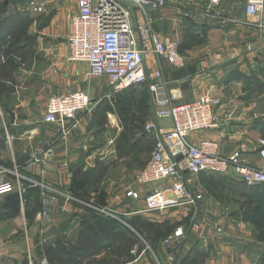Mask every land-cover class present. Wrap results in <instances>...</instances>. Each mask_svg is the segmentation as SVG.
<instances>
[{
	"label": "crops",
	"instance_id": "crops-1",
	"mask_svg": "<svg viewBox=\"0 0 264 264\" xmlns=\"http://www.w3.org/2000/svg\"><path fill=\"white\" fill-rule=\"evenodd\" d=\"M76 1L60 0L61 4L57 5L60 11L55 19L68 22L77 13ZM171 1L174 5L169 3L153 15L154 28L162 37L179 40L186 62L183 67H173L164 60L148 57L147 73L152 74L158 68L161 69L169 83L170 93L176 96L175 104L199 101L206 93L221 100V105L216 108L220 127L191 135L190 142L193 145L200 146L206 140L215 141L219 143L224 156L239 152L247 165L261 166L263 161L255 150L258 141L264 138V91L258 92L264 86V33L257 24L259 19L246 15V0H222L217 6L219 16L205 14L204 6L208 0ZM183 2L190 4V10L186 12L194 14L193 26L187 27V30L181 29L182 18L178 11L184 8ZM6 7L7 2L0 0L1 24L7 17L6 12L2 14V9ZM70 55L69 46L68 49H48L42 66H39L41 60L37 57L30 60L28 65L22 64V61L19 63L18 58L12 60V64H9L4 55L0 58V166L18 171L30 197L34 195V187L30 181L41 180L43 171L46 173V184L55 191L69 194L74 172L79 166H83V171L86 172L89 167L107 166L108 161L104 160L114 158L124 167H133V161L145 158L138 165L137 175L146 167L153 153L151 147L146 150L141 144L148 142L150 137L147 141H141V135H136V142L133 141L130 146L133 147L132 151L119 157L118 140L123 130L114 115L110 117L120 129L115 138L114 135H99L95 131L92 126L96 127L97 119L95 113L91 112L81 114L74 125L70 124L66 135L62 134L59 126L43 122L51 97L77 90L89 95L95 104L104 95L111 96V107L115 108L117 98L113 96L117 93L112 91L109 80L97 78V84H93L94 79L88 77V64L72 62ZM17 56H23V53H18ZM251 74L255 75L253 80L257 83L249 80ZM150 92L149 89L147 106L150 107L144 126L154 120L156 133L151 135V139L156 146L159 131L171 130L173 123L170 118H155V106L151 102ZM101 170L99 175H105L106 171ZM9 176L13 177L10 181L14 183L16 177ZM107 179L108 177L99 191L108 196V204L115 201L116 204L120 203L118 212L109 209V213L117 216V223L128 226L133 218L138 217L143 221L175 226L162 227L157 234L142 229L144 238L131 227H117V233L126 238V246L115 253L114 259H119L121 255H126L127 258L123 256L121 263L111 261L110 264H264V227L250 219L254 217L253 213H246L243 209L240 214L227 213L226 204L215 195L218 189H223L227 194L239 190L243 198L263 203L264 194L260 192L262 189H246L241 182L229 175H198L189 187L196 196L201 197L191 206L195 208L198 216L196 223L200 229L196 230L192 229V223L190 227H180L183 219H173L175 213L169 211L161 213L156 220H148V216L144 215V202H136L127 197L130 186L141 192L143 198L154 187L134 185V178L127 185L121 184V178H116V182ZM217 180H221V183ZM172 183L170 180L155 188L165 189ZM227 183L234 185L228 187ZM59 200L56 207L57 217L50 226L54 227V233L60 232L62 227L70 226V223L78 224L88 213L70 205V212L64 215L61 211L63 199ZM137 203L140 207L137 211H132L131 208ZM258 210L256 208L255 211ZM214 224H218L223 232L219 233L215 229L217 227H213ZM179 228L188 229L187 240L180 246L175 243L168 248L166 241ZM70 229H65L64 232L68 233ZM80 229L79 223L77 231ZM133 234L140 241L129 246L135 240ZM78 241L76 239L74 242ZM17 243L19 241L13 242L14 245ZM4 252L11 255L8 247L4 248ZM11 257L17 258L14 254ZM90 260L89 264L94 261Z\"/></svg>",
	"mask_w": 264,
	"mask_h": 264
},
{
	"label": "built area",
	"instance_id": "built-area-1",
	"mask_svg": "<svg viewBox=\"0 0 264 264\" xmlns=\"http://www.w3.org/2000/svg\"><path fill=\"white\" fill-rule=\"evenodd\" d=\"M167 1L77 0L78 12L71 19L68 38L70 61L87 63L89 79L107 78L115 93L149 83L154 96L155 118L172 120V129L159 131L148 164L133 179L134 185L154 187L153 190L144 198L133 186L127 192V197L133 201L144 202L146 213H164L176 207L194 206L201 197L189 187L200 174L229 175L248 188L264 187V138L255 146L263 161L259 167L247 165L239 152L224 156L215 141L206 140L200 146L193 145L191 135L220 127L216 108L221 105V100L206 93L199 101L175 104L176 96L170 93L169 83L161 69L147 73L148 57L164 60L173 67H183L186 62L179 51V43L162 37L154 28L153 12L166 7ZM220 2L222 0H208L205 14L219 16L217 6ZM245 11L248 17L259 19L257 24L264 33V0H246ZM93 104L89 95L81 90L53 96L47 103L43 122L59 126L62 134L66 135L70 124L74 125L81 114L88 113ZM145 131L149 135L156 133L154 120L146 125ZM178 157L181 159L177 160ZM9 175L16 177L14 186L6 181ZM45 177L43 171L41 180L30 181L32 187L40 190L42 209L38 217L42 225L51 223L59 199H63V213H69L68 207L73 205L109 214L108 208L88 206L70 194L55 191L45 183ZM170 180L173 183L165 189L155 188ZM21 181L17 170L0 166V198L18 193L22 201L24 189ZM213 227H217L215 229L219 233L223 232L218 224ZM192 229L199 230L200 227L194 222ZM187 234L188 229L179 228L166 241L167 247L171 248L175 243L182 245Z\"/></svg>",
	"mask_w": 264,
	"mask_h": 264
},
{
	"label": "rangeland",
	"instance_id": "rangeland-1",
	"mask_svg": "<svg viewBox=\"0 0 264 264\" xmlns=\"http://www.w3.org/2000/svg\"><path fill=\"white\" fill-rule=\"evenodd\" d=\"M5 1L7 2V7L6 9H2V14L6 12L7 17L5 19V26L3 32H5L8 35V39L5 42L4 47L6 50H9L10 52L15 51V49L18 50L17 52L15 51L16 53L15 55H13L10 58H7V60H9V64H12L11 63L12 60L18 58L20 59L17 60L19 63L20 61H22V64L28 65L30 63V60L37 57L38 59L41 60L39 66H42V61L47 58L46 54L48 49H52V48L68 49L70 22L72 17H74L75 15L72 16L68 22L63 20H56L55 18L56 16H58L60 11L58 10L59 6L57 7V5H59L60 3V0H5ZM169 3L173 4L171 0L167 1V5ZM207 4L208 3H206L204 6L205 10ZM183 5L184 8H181L182 10L179 9L178 11L180 12V16L182 18L181 29L187 30L186 29L187 27L191 28V26H193L192 23L193 13L190 14L186 12V10H190L189 3L183 2ZM159 11H161V9L153 12V15L157 14ZM173 40L174 42L177 41L179 43V40L175 38L172 39V41ZM180 47L181 46L179 43V51H180ZM21 52L23 53V56H17V54ZM262 62L264 63V58ZM254 77L255 75L251 74L249 80L250 81L253 80ZM97 80L99 79L95 78L94 81L92 80L93 84L96 85ZM262 81L264 85L263 78ZM255 82L257 83V81ZM258 90H259L258 92L261 93L262 91H264V86H262ZM146 94L147 92L144 87L139 88V90L136 93L137 103L133 109V112L136 115V117H142V116L144 117L145 115L144 109L147 106ZM118 95L116 94L113 97H115L116 99ZM262 96H263L262 110H264V94H262ZM112 102L113 99L111 98V96L104 95L103 97L98 99L97 104H93L90 107V111L88 113L90 112L92 114L97 113V117H96L97 120L95 123L96 127L95 126L92 127L99 135L110 134L111 136L114 135L113 138H115L117 131H119L120 129L115 124L114 119L110 117L111 115L117 116L113 111L114 110L118 111V108L111 107V105L113 104ZM116 118H118V116ZM117 120H119V118ZM120 127L122 128L121 124ZM147 143H149L148 146ZM141 144L143 145L145 144L144 146L142 145V147H146V150H149L151 147L152 152L155 148L154 143L153 142L151 143L150 140L148 142ZM143 159L145 158H138L136 162L133 161V167L131 166L124 167L123 164H118L117 160H115L114 158H107L104 160V161H108V164H106L107 166L98 165L95 168L89 167L88 171L91 173L90 182H89L90 185L88 187V190L90 191L89 193H91V195H94L95 193L94 191L96 189L99 191V189H101L102 184L104 183L103 181L107 177H108L107 181H115V182H116V178L117 179L121 178L120 181L122 182L121 183L122 185H127L131 183L132 179L134 178V175L138 172L137 171L138 165L140 163H143ZM101 169H104L106 171L105 175H103L104 177L102 176V174L99 175V173L102 172ZM10 178L13 179V177L8 176L6 178V181L12 186H14L15 182L14 183L13 181L11 182ZM21 182L24 189L23 200L21 203V214L16 218H11L0 213V264H44V263L49 264V259H52L54 256H59L62 253L63 249L60 250L59 246L62 242H64V240L70 241L71 239L72 241H75L76 239H79L84 235L82 229L83 227H85L86 229L90 227H108V230L111 231L109 234L112 233L110 237V246L107 247L104 251L100 252L98 255L96 256L93 255L91 258L84 259L83 264H87L88 262H90L91 261L90 259L94 260L93 262H91V264H98L100 261L101 262L99 264H110L112 263L111 261L114 260L115 253L121 248L126 246V238L124 236L122 237L120 233H117L118 232L117 227L119 226L115 223L114 220L98 215H93L90 213H87V215L84 216L81 222L78 221L81 227L80 230L77 231L79 223L78 224L70 223V226L68 225V227L67 226L62 227L60 229V232H56V233L52 232L54 227H50V226L52 225L51 224L52 221L54 223V220L57 217L56 214L57 205L55 207V213L51 223L45 226L42 225L38 217L40 211L38 210L37 207V198L35 195L31 198L30 193L28 191H25L24 180L22 179ZM226 185H228V187H231L234 184L232 185L230 183H227ZM260 192L262 193V191ZM240 193L241 192L239 190H234L232 193L229 194H227L223 189H218L215 191V195L226 204V208L228 209L227 213L240 214V212L243 209L244 211H246V213H253L254 217L250 219L256 220L257 222L260 223L261 227H264V202L260 203L254 200H247L243 198L240 195ZM4 198L5 197L0 198V203L4 202ZM136 202H140V201H136ZM111 205L114 208L111 207ZM118 205H120V203L116 204L115 201V203L114 202H111L110 204L107 203L105 207L100 206V208L101 209L108 208L118 212L119 209ZM138 207H140L139 203L135 204V206L132 207L131 210L137 211ZM256 208L259 209L258 212L255 211ZM260 210L261 213L259 214ZM169 212L175 213V215H173V219H179L180 221L183 219L182 222H180V227L181 226L187 227L191 223L197 222L196 220H198L197 219L198 216L196 214L195 208L176 207L170 209ZM63 214L66 215L68 213H63ZM160 214L161 213H149V214L145 213L144 215L148 216L147 217L148 220H156L159 218ZM105 216H110L115 219L117 217L113 213L105 214ZM69 228L71 229L69 230L68 233L64 232L65 229H69ZM92 236L94 237V244H95L96 241L95 232H92ZM14 241H19V243H17V245L19 246H17L16 244L14 245L13 244ZM29 242H31V244H28ZM7 247L9 249V253L11 255L13 254L16 255L17 258H13L11 257V255L9 256L6 254V252H4V248L7 249ZM53 251H56V254Z\"/></svg>",
	"mask_w": 264,
	"mask_h": 264
},
{
	"label": "trees",
	"instance_id": "trees-1",
	"mask_svg": "<svg viewBox=\"0 0 264 264\" xmlns=\"http://www.w3.org/2000/svg\"><path fill=\"white\" fill-rule=\"evenodd\" d=\"M4 26H5V21L2 24L0 23V35L2 36L0 37V58L3 55L6 58H10L13 55H15L16 54L15 51L17 52L18 50L15 49V51L10 52L9 50L5 49L4 46H5V42L7 41L6 39H8L7 37L8 35L5 32H3ZM180 46H181L180 52L182 53L183 47L182 45ZM143 87L146 89L147 92L146 100L147 102H149L148 101L149 83L124 89L117 93V95L118 94L119 95L116 97L117 99L114 105L115 108H118V111L114 110L113 112L116 113V115L118 116L119 122L123 130L118 140L119 157H122L123 155L128 154L129 151H132L133 147L130 148V146H132L133 141L136 140L135 139L136 135H141L140 137L141 141L142 140L147 141L148 137H150L149 139L150 142L151 143L153 142V140L151 139L152 136L151 135L149 136V134L145 131L144 128L147 118L146 115L147 112L149 111L150 106H146V108L144 109L145 112L144 117L143 116L136 117V115L133 112V109L137 103L136 93L139 90V88H143ZM95 115L97 117V113H95ZM262 127L264 128V122L262 123ZM83 170H84L83 166L81 167L79 166V168L75 170L74 177L72 179V183L69 188V194L75 199L87 204L88 206L92 204L99 208L100 206L105 207V205H107L106 194L102 191H98L97 189L94 191L95 192L94 195H91V193H89L90 191L88 190V187L90 185L89 182H90L91 173L89 171L84 172ZM200 175H207V174H200ZM217 181L221 183V180H217ZM240 184L244 188L248 189V187L245 186L243 183ZM222 185L224 186V182H222ZM34 189L35 190L32 191L37 198V207L38 210L40 211L42 209L40 191L37 188ZM251 189H257V188H249V190ZM260 189H262L261 191L264 194V187H260ZM21 203L22 201L18 193L9 194L4 198V202L0 203V213L11 218H16L21 214ZM82 209L86 210L90 214L98 215L114 220L119 227H131L143 238L145 237V235L142 229L149 233L157 234L160 232L161 230L160 228L162 227H175L174 225H170V224H160L149 221H143L138 217L133 218L131 222L128 223V226L127 225L125 226L123 224L117 223L115 218H112L110 216H105V214L98 213L89 207H82ZM187 227H190V225H188ZM82 229L84 235L79 238L78 243H75L72 240L68 242L64 240V242H62L59 246L60 250L63 249L62 253L61 254L58 253L60 254L59 256H54L52 259H49V264H83L84 259L88 257H92L93 255L96 256L110 246L111 235H109L110 230H108V227H90L88 229L83 227ZM99 231L101 233H98ZM92 232H95V239H96L95 244H94V237L92 236ZM133 236L135 237V240L133 242H130L129 246L131 244L138 243L140 241L137 235L133 234ZM53 252L56 254V251ZM123 256L124 258H127L126 255H121L120 257H118L119 259H114L113 262L121 263L120 260Z\"/></svg>",
	"mask_w": 264,
	"mask_h": 264
},
{
	"label": "water",
	"instance_id": "water-1",
	"mask_svg": "<svg viewBox=\"0 0 264 264\" xmlns=\"http://www.w3.org/2000/svg\"><path fill=\"white\" fill-rule=\"evenodd\" d=\"M150 99H151L152 104H154V96L151 92H150ZM180 159H181V157H178L177 160H180ZM192 225H193V223H192Z\"/></svg>",
	"mask_w": 264,
	"mask_h": 264
}]
</instances>
